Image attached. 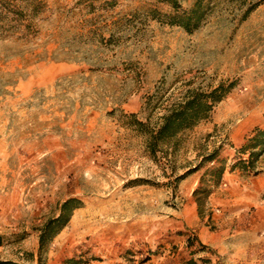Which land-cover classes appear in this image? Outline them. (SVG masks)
I'll use <instances>...</instances> for the list:
<instances>
[{"label": "rangeland", "instance_id": "obj_1", "mask_svg": "<svg viewBox=\"0 0 264 264\" xmlns=\"http://www.w3.org/2000/svg\"><path fill=\"white\" fill-rule=\"evenodd\" d=\"M178 2L204 12L192 33L168 22L176 10L163 0H0V108L24 84L35 87L16 114L18 141L34 138L25 136L31 127L40 140L69 117L77 133L75 178L61 176L53 191L0 192V262L264 264V222L209 249L198 236L188 244L185 233L197 230L188 226L191 180L201 176L197 187L213 189L212 171L223 159L231 171L264 127V0ZM220 84L230 91L209 118L175 148L150 152L137 120L156 125L189 89ZM240 127L244 141L235 137ZM214 150L217 158L204 160ZM41 163L26 169L28 181ZM256 165L233 171H262L264 154ZM69 196L82 206L40 252V228Z\"/></svg>", "mask_w": 264, "mask_h": 264}, {"label": "crops", "instance_id": "obj_2", "mask_svg": "<svg viewBox=\"0 0 264 264\" xmlns=\"http://www.w3.org/2000/svg\"><path fill=\"white\" fill-rule=\"evenodd\" d=\"M16 96L0 108V192L2 198H7L8 192L28 190L53 191L58 190L62 183L60 177L70 181L76 176L77 139L75 119L68 118L62 126L44 128L43 137L38 140L37 130L33 127L25 134L34 136L24 144L18 141L16 114L23 110L21 101L30 97L35 90L34 84H24ZM25 131H28L24 129ZM247 129L240 127L236 138L244 141ZM23 150H28L23 152ZM43 160L44 171H39L37 180L28 181L30 175L26 171L30 166L40 167L38 160ZM37 164V165H36ZM56 168L54 172L53 168ZM258 173H243L230 171L226 168L223 181L214 185L206 204V214L198 213V203L194 191L200 182V177H194L188 188V206L191 212L188 226L197 228L196 233L187 230L188 244L194 243L193 236H198L202 247H218L222 240L235 233L259 230L264 220V167ZM56 174V175H55ZM56 176L58 181H54ZM187 180V178H186ZM4 196V197H3ZM70 197V196H69ZM66 197L64 201L69 198ZM220 209V212L216 210ZM210 214L212 217L210 218ZM210 222L217 225L212 229ZM192 235V237L190 236ZM192 241V242H191ZM197 242V241H196ZM204 243H207L205 245Z\"/></svg>", "mask_w": 264, "mask_h": 264}, {"label": "trees", "instance_id": "obj_3", "mask_svg": "<svg viewBox=\"0 0 264 264\" xmlns=\"http://www.w3.org/2000/svg\"><path fill=\"white\" fill-rule=\"evenodd\" d=\"M114 4L115 0H107ZM169 2L176 10L173 14H168V22L184 27L192 33L200 26L204 17V12L198 4L190 10H182L178 0H163ZM230 91V87L220 84L211 90L202 88L189 89L181 100L166 107V111L160 117L156 125L149 122L137 120L138 129L147 137V147L151 153L156 154L162 145L176 147L177 138L180 134L198 125L202 120L210 117L213 108L222 101ZM248 154V157L246 156ZM264 154V127H256L247 142L240 148V156L230 165L231 171L240 168L244 171H255L257 161ZM218 156V150H214L204 160H214ZM227 168L226 160L221 161V166L212 171V185H219L223 181ZM185 175V174H184ZM182 175L181 177H184ZM212 193L211 187H197L194 196L198 203V211L201 217L206 214V204ZM82 201L76 197L66 199L60 207L58 215L50 217L40 228L39 248L42 252L49 241L63 229L74 212L82 206ZM212 214H210V218ZM1 237V236H0ZM1 243V240H0ZM8 262H0L7 264ZM64 264H79V261L70 258Z\"/></svg>", "mask_w": 264, "mask_h": 264}]
</instances>
